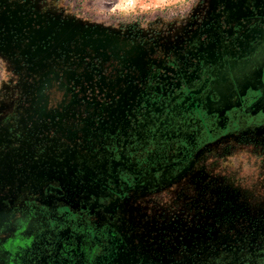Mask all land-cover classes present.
<instances>
[{"label": "flooded vegetation", "instance_id": "1", "mask_svg": "<svg viewBox=\"0 0 264 264\" xmlns=\"http://www.w3.org/2000/svg\"><path fill=\"white\" fill-rule=\"evenodd\" d=\"M240 4L241 0L227 2L234 8L230 15L223 3L199 34L176 52H155L138 40L96 39L93 46L81 44L59 54L48 69L32 75L30 92L23 95L27 102L20 97L0 121V264H264V230L253 222L225 230V241L211 244L205 254L199 251L186 259L162 262L138 248L134 239L128 240L126 230L117 227L121 222L103 220L95 211L105 197L123 194L145 182V176L177 171L196 143L203 145L232 129L264 125V0H244L245 12ZM223 76L232 107L223 117L207 114L205 98L218 103L212 87ZM240 77L251 78L253 87L242 89L237 83ZM160 122L163 127L199 129L194 130L193 143L167 140L154 134ZM132 136L148 144L161 140L167 158L144 173L125 168L134 165L132 158H121L125 141ZM23 141L35 142L33 151H28L35 158L50 145L56 156L67 148L71 153H65L62 162L51 160L50 165L66 167V174L58 170L55 178L80 189L68 178L74 165L67 161L76 158L91 168L89 179L98 183V189L88 192L92 186H84L76 195L54 180L42 191L9 184L10 167L4 159L19 163L15 171L22 177L21 161L29 155L20 147ZM138 153L133 157L140 159ZM103 161L108 162L107 172L98 167ZM114 161L122 165L113 167ZM82 168L77 173L82 174ZM43 174L49 178L54 172L50 166L38 170L35 179L40 181ZM97 199L99 204L91 211L88 201Z\"/></svg>", "mask_w": 264, "mask_h": 264}, {"label": "rangeland", "instance_id": "2", "mask_svg": "<svg viewBox=\"0 0 264 264\" xmlns=\"http://www.w3.org/2000/svg\"><path fill=\"white\" fill-rule=\"evenodd\" d=\"M238 1L0 0V121L18 104L20 97L28 95L32 75L48 69L59 54L77 50L81 44L93 46L92 40L104 42L105 38L142 41L162 54L176 52L215 17L218 7L222 9L224 3L227 10V2ZM243 5L241 0L240 8L245 12ZM228 10L231 15L234 8ZM63 28L65 31L61 33ZM136 93L137 90L131 95L132 100ZM23 101L18 108L23 106ZM118 133L117 124L119 138ZM137 140L132 136L125 141L129 146L121 150L122 159L126 160ZM34 143L23 141L20 146L29 154L21 161L22 177L15 171L19 163L4 159L10 167L9 184L18 183L21 190H25L22 186L28 191L41 190L54 180L76 195L84 186H92L88 192L98 189V183L92 184L89 179L93 174L91 168L79 164L75 154H72L75 159L67 161L71 167L74 165L68 178L80 189L61 184L55 176L58 170L65 175L66 167L50 163L51 160L62 162L64 154L71 151L65 148L56 156L50 145L35 158L29 153ZM186 160L174 173L165 170L157 178L150 174L145 176V182L137 183L123 194H109L96 213L103 220L117 219L121 222L117 227L126 230L128 240L134 239L138 248L162 262L186 259L199 251L205 254L211 244L221 245L225 241V230L237 229L244 221L264 230V125L232 129L198 146ZM121 161L112 162L113 167L122 165ZM107 163L103 161L98 167L107 172ZM49 166L53 177L43 174L40 181L36 180L34 173L46 171ZM78 167H83L82 174L77 173ZM84 168L86 183L82 178ZM67 194L71 199L75 197ZM88 202L91 211L99 204L98 199ZM162 256L167 260H162Z\"/></svg>", "mask_w": 264, "mask_h": 264}, {"label": "water", "instance_id": "3", "mask_svg": "<svg viewBox=\"0 0 264 264\" xmlns=\"http://www.w3.org/2000/svg\"><path fill=\"white\" fill-rule=\"evenodd\" d=\"M260 77L261 76H257V79H260ZM224 81H226V82H224ZM214 82H215V86H213L212 89L216 90V92L219 95L218 96V98H219L218 103L216 104V102H214L215 103V105H214V103H212V101L210 100L209 96H206V98H205L206 101L203 103V108L206 110L207 114H210V113L212 114L214 112V113H217L220 117H223L225 112L232 107V103H231L232 100H230L226 94L227 78L225 76L218 77V80L216 79V81H214ZM216 82H217V84H216ZM237 83L239 84V86L242 89H247V88L253 87V85H251L252 80H251V78L248 79V77L247 78L240 77L237 80ZM143 128L144 127H141V129L139 130L140 134H142ZM197 129H199V128L196 127L194 129H190L189 126H186L183 128V127L176 126V125H166L165 127H163V123L160 122L159 128L155 129L154 134L156 133L159 137H166L167 140L168 139L179 140L181 138V140L186 141V143H189V142L193 143L195 140L194 133H196L195 131ZM198 142H200V141H198ZM196 145H198V144L196 143Z\"/></svg>", "mask_w": 264, "mask_h": 264}, {"label": "trees", "instance_id": "4", "mask_svg": "<svg viewBox=\"0 0 264 264\" xmlns=\"http://www.w3.org/2000/svg\"><path fill=\"white\" fill-rule=\"evenodd\" d=\"M148 143H149L148 140H145L142 142L137 140L133 144V148L131 149V152L127 154V159L130 158V161H131V156H133L134 153H137L139 155L138 152H140L141 156H140V159L132 161L134 165L130 167L131 169L132 168L134 170L137 169L141 171L142 173H144V171H147L149 168L155 167L158 163H162V161L167 158L168 151L165 152L166 150L164 151L162 149L161 140L156 139L150 144ZM128 146H129V143L127 142L126 147H124L123 149H127ZM197 147L198 145H194V148L192 149V151L190 150L191 153H193V151L197 149ZM125 168H129V165Z\"/></svg>", "mask_w": 264, "mask_h": 264}]
</instances>
